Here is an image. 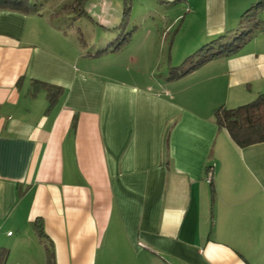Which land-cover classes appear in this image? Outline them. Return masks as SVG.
Returning a JSON list of instances; mask_svg holds the SVG:
<instances>
[{
	"label": "crops",
	"instance_id": "0c3cea01",
	"mask_svg": "<svg viewBox=\"0 0 264 264\" xmlns=\"http://www.w3.org/2000/svg\"><path fill=\"white\" fill-rule=\"evenodd\" d=\"M260 1L130 0L124 27L171 19L127 32L133 50L172 30L169 49L226 48L257 22L154 89L80 70L51 12L0 8V264H264V142L238 147L213 116L264 93V6L244 15Z\"/></svg>",
	"mask_w": 264,
	"mask_h": 264
},
{
	"label": "rangeland",
	"instance_id": "374dc122",
	"mask_svg": "<svg viewBox=\"0 0 264 264\" xmlns=\"http://www.w3.org/2000/svg\"><path fill=\"white\" fill-rule=\"evenodd\" d=\"M34 3L43 4V6L50 11L59 10L65 11V8L73 6L71 12H63L60 16V21L52 20L53 15L44 17L54 28H58V31L62 32L64 41L68 44L77 47L80 52L81 59L79 68L80 70H86L93 73L100 78L106 77L108 79L126 81L130 84L140 85L142 87L152 86L158 84L163 86L175 78L173 77V68L181 66V68L187 67L188 56L195 54L201 47L192 49H169L168 41H171L173 36V30L167 34L163 33L162 44L155 49L145 50H133L126 44L122 43L123 38L126 37V33L135 28H139V24H143L144 27L150 25L166 26L162 24L161 16L163 19H168L166 22H171L166 12L158 10L156 7H152L156 13L150 17H143L144 12L135 15V21L137 25L129 23L126 27H120V21L123 13L124 3L123 0H32ZM136 8L139 5L135 6ZM139 9V8H138ZM47 10V13H50ZM81 11H87V15L82 14ZM74 12V13H72ZM79 12V14H77ZM101 13V14H97ZM120 15L119 20L115 19V16ZM161 13H164L161 15ZM103 18V22L100 16ZM148 15H152L148 13ZM160 15V16H159ZM134 19V18H133ZM252 19L255 21L260 20L261 23L257 24L264 26V16L260 17V13L254 15ZM110 20L113 22V26L110 27ZM100 21V22H99ZM98 22V23H97ZM257 22L250 24L251 30L255 29L253 25ZM112 25V24H111ZM64 26V27H63ZM117 27V28H116ZM137 27V28H136ZM247 28L246 30H248ZM241 33H238V37ZM149 35L144 30H138L137 36L144 37ZM233 35V34H231ZM154 39V35H151ZM150 40V41H151ZM232 40V39H231ZM159 43V42H158ZM67 44V45H68ZM125 46H124V45ZM211 44L209 42L206 43ZM123 45V46H122ZM123 47V48H122ZM91 55V56H89ZM133 57V59L131 58ZM172 58V60L170 59ZM186 64L183 65L182 63ZM172 63V64H171ZM180 68V67H179ZM177 69V68H176ZM156 83V84H154ZM156 85V86H158ZM256 92L253 91V95ZM251 96L249 99H252ZM247 102L251 101L246 98ZM254 99V98H253ZM246 103V102H245ZM236 107V106H235Z\"/></svg>",
	"mask_w": 264,
	"mask_h": 264
},
{
	"label": "trees",
	"instance_id": "16d2710c",
	"mask_svg": "<svg viewBox=\"0 0 264 264\" xmlns=\"http://www.w3.org/2000/svg\"><path fill=\"white\" fill-rule=\"evenodd\" d=\"M124 8L122 13V18L120 21V27H124V24L127 21L128 14L130 11V0H123ZM264 6V0L257 2L254 5V8H250L244 15L250 13L254 9H260ZM0 8L2 9H14L24 11L26 13H40L49 9L45 8L43 4L34 3L32 0H0ZM74 8L73 6H69L65 8V11L55 10L50 11L51 14L54 15L55 20L60 19V15L63 12H71L70 10ZM83 12V13H82ZM74 13V12H72ZM82 14L87 15L86 11H81ZM79 14V12H77ZM62 17V16H61ZM255 29L249 30L241 33L238 37H235L232 44H230L226 48H218L215 49L213 43L206 44L202 46L198 52L195 54L188 56L187 59L190 63L187 67L181 68V66L173 68V77L176 78L181 76L189 71H192L202 65L204 62L209 61L210 59L219 56V55H229L231 53L236 52L240 49L245 42L250 40L255 35ZM215 49V50H214ZM183 65L186 63L183 62ZM34 87H42L45 88L47 92L48 101L51 103L55 96L60 92V88L52 85H47L42 82L35 81ZM215 124L218 129H224L227 131L231 140L240 148L247 147L252 144L262 143L264 142V93H259L257 96L250 102L237 105L233 108H228L225 106L218 107L214 113ZM74 122L72 124V129H74ZM36 230L38 233V237L43 238L44 233L41 229L40 225H36ZM47 264H55L52 250H47Z\"/></svg>",
	"mask_w": 264,
	"mask_h": 264
},
{
	"label": "built area",
	"instance_id": "2783aa9c",
	"mask_svg": "<svg viewBox=\"0 0 264 264\" xmlns=\"http://www.w3.org/2000/svg\"><path fill=\"white\" fill-rule=\"evenodd\" d=\"M211 169L210 168H208V172H207V178H206V182L207 183H210L211 182Z\"/></svg>",
	"mask_w": 264,
	"mask_h": 264
}]
</instances>
